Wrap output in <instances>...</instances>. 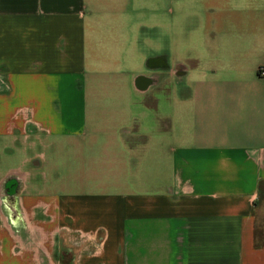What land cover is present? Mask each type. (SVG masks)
Segmentation results:
<instances>
[{"label": "crops", "instance_id": "1", "mask_svg": "<svg viewBox=\"0 0 264 264\" xmlns=\"http://www.w3.org/2000/svg\"><path fill=\"white\" fill-rule=\"evenodd\" d=\"M262 72L264 0H0V264H264Z\"/></svg>", "mask_w": 264, "mask_h": 264}, {"label": "rangeland", "instance_id": "2", "mask_svg": "<svg viewBox=\"0 0 264 264\" xmlns=\"http://www.w3.org/2000/svg\"><path fill=\"white\" fill-rule=\"evenodd\" d=\"M28 168H31V169H33L32 165H29V167H28Z\"/></svg>", "mask_w": 264, "mask_h": 264}, {"label": "built area", "instance_id": "3", "mask_svg": "<svg viewBox=\"0 0 264 264\" xmlns=\"http://www.w3.org/2000/svg\"><path fill=\"white\" fill-rule=\"evenodd\" d=\"M264 72H262V74H263Z\"/></svg>", "mask_w": 264, "mask_h": 264}]
</instances>
